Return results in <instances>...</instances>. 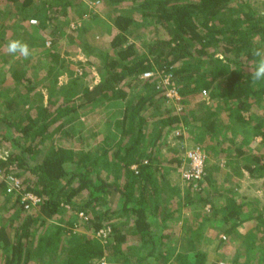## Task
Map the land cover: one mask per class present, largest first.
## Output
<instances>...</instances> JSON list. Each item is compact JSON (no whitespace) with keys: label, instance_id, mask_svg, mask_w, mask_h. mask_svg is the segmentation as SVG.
<instances>
[{"label":"trees","instance_id":"trees-1","mask_svg":"<svg viewBox=\"0 0 264 264\" xmlns=\"http://www.w3.org/2000/svg\"><path fill=\"white\" fill-rule=\"evenodd\" d=\"M99 5L103 10L110 9L106 22L108 47L98 50L84 45L86 59L78 62L83 65L78 74L58 51V41L67 30L86 32L89 20L100 25L94 8ZM5 10L7 18L0 23V34L4 23L13 20L18 26L15 31L26 28L40 45L49 41L42 56L49 59L47 66L55 72V79L58 73L66 72L69 81L62 85L63 95L58 99L53 98V88L47 87L46 102L38 93L40 103H36L27 92L34 85L25 76L22 81L27 90L21 92L20 102L25 105L32 99L35 104L22 107L21 115L12 117L11 109V113L0 117L7 132L14 129L13 120L17 123L15 134L10 138L1 136L12 144L10 151L0 156V171L20 178V190L40 198L39 203L25 209L20 193H7L0 176V211L10 198L12 204L7 209L17 211V215L2 217L4 222L0 216V264H28L31 255L38 263L46 255L55 264H90L101 258L110 264H145L140 251L145 247L156 251L165 235L153 237L150 222L162 201L168 200L157 179V162L169 133L183 127L193 131L199 126L203 136H213L218 131L227 133L229 127L232 131L244 130L251 137L259 136L264 143V80L253 81L250 77L256 60L250 50L264 48V12L255 1L0 0V13ZM11 13L16 17L9 18ZM31 19L36 22L31 23ZM30 39L25 37L24 41L29 43ZM94 57L99 59L98 64ZM208 62L212 66L207 70ZM95 64L96 82H79L78 76ZM148 70L171 74L179 94L178 111L165 96L160 83L162 73L140 77ZM12 72L0 77V84L14 85ZM202 90L208 91L205 99ZM0 94L2 101L10 98L4 90ZM75 99L81 102L75 105ZM77 107L90 114L97 108L100 114L101 119L93 122L101 126L96 132L101 138L95 145L85 142L81 130L74 133L66 129L65 119ZM254 107L259 114L257 120H251L249 112ZM149 135L154 141H145ZM227 146L234 150L233 157L240 155L242 149L234 142ZM201 150L210 152L211 147L204 145ZM173 160L178 166L180 159ZM239 165H244L249 177H264V150L252 154L249 164ZM206 171L205 165L204 175L197 182L199 190L203 180L211 182V172ZM192 185L187 182L185 186ZM177 189L175 193L179 194ZM199 190L193 200L187 197L183 203L198 209L208 204L212 220L218 219L221 210L219 221L226 225L223 232L227 236H233L237 225L254 227V222H264V206L261 212L239 217L241 206H236L233 197L217 207V198L203 188L206 194L202 196ZM184 196H189L188 192ZM178 197L173 194V203L179 201ZM195 219L192 214L190 228L194 232L202 225ZM105 226L110 227V233L103 243L94 234ZM77 228L78 236L73 234ZM189 231L186 229L184 238L190 237ZM129 253H135V259ZM204 259L205 253L198 250L182 261L204 263ZM173 262L182 264L179 257Z\"/></svg>","mask_w":264,"mask_h":264},{"label":"rangeland","instance_id":"rangeland-1","mask_svg":"<svg viewBox=\"0 0 264 264\" xmlns=\"http://www.w3.org/2000/svg\"><path fill=\"white\" fill-rule=\"evenodd\" d=\"M251 1H255L258 7L264 12V0ZM94 8L99 14L100 25H97L96 22L89 20L86 23V32H69L67 30V32H65L58 41V51L61 52L66 62L69 63V67L74 68V71L78 74L83 67V65L78 64V62L86 59V56L83 52L84 45L88 44L90 46H95L98 48V50H103L108 47L109 35L107 32L108 26L106 25V22H108L107 19H109L110 9L103 10L100 5L95 6ZM7 12L8 10H5L0 13V23L5 19ZM15 17L16 16L13 13H11L9 16V18ZM4 24L5 28L2 29V33L0 34V77H3L5 73L9 74L13 71V75L10 76V79L14 81V85L9 86V84H0V90H4L6 93L10 94V98L7 101L0 100V117L5 113H11V109L13 110L12 117H14L16 116V114H22V107L30 108L31 105L33 106V104H35L32 103V99L26 100L25 105L21 104L20 102L21 92H25L27 90L24 85L25 82L22 81L26 78L25 76L28 75L31 78V86L34 85L31 91L27 92L29 93V98H34L36 101L34 99L33 100L36 103H40V97L36 95L38 93H41L43 95L42 101L46 102L47 87L50 89L53 88V98L58 99L59 96H62L63 89L61 87L62 85L68 83L69 76L68 74H66V72H63L58 73L56 79L53 77L55 72L50 70L47 66L49 64V59L47 60L44 56H42V51L45 48H48L47 46L49 44V41H45L44 44L40 45V40L34 39V35H32L26 28H17L18 30L15 31L16 27H18L15 21L7 20ZM25 37L31 38V42H27L31 52L28 58L25 59L21 56H13L7 53L5 46L9 40L19 39L25 42ZM129 40L134 41L135 38L130 37ZM134 42L138 46V48L143 49V45L140 42L136 40ZM94 60H97L96 63L98 64L99 59L97 57H94ZM97 64L90 67L87 66L88 68L85 69L86 71H84L86 73L85 75L81 74L78 76V74H76V76L79 77V82L90 85L95 83L98 78ZM9 66H11L10 70L8 69ZM211 66L212 63L208 62L205 65V68L208 70L211 68ZM207 95L208 91H206V93L204 94L202 93V99L207 98ZM1 96L2 95L0 94V97ZM80 102L81 100L79 99H75L74 101L75 105H78ZM86 110L87 109L83 110V108H79L75 113L66 118V129L71 130L74 133H76L78 130H81V135L85 142L94 144L97 143L101 138L98 134V131L101 129L100 124L96 126L93 123L94 120L100 118V114L99 112H97V108H94L91 114ZM256 111L257 109L255 107L249 110L252 116L251 120L258 119L257 117L259 116V114H257ZM247 113H245V116L247 115ZM14 121L16 120L12 121L14 123V129L10 131L11 134L10 132H7L0 123V156L10 151L12 143L9 144L3 141V139H1V136L5 135L6 138H10L12 133H16L15 126H17V123ZM235 131L238 133L237 130ZM220 132L221 131H218L212 137L202 136L201 134L198 138H196L193 131H185L184 134L186 137L182 140H177L178 138L176 136L178 135V133L171 132L166 138L168 140V146H164L162 148L160 161L157 162L160 168L159 173L162 177V179H159V175L157 179L161 181V184H163L165 187H168L167 183L170 186L176 187H179V185H181L183 188L182 193L176 194L175 190H172L174 196H179L178 198L180 202H185V199H187V197L188 199L193 200V198H195V196L197 195L200 186L195 183L192 185V188H187L185 186L186 183L180 179V171L178 166L174 162L173 164H169V160L174 157H178V159H180L183 152L191 147L197 146L201 148L204 145L209 146L211 147V151L206 152L208 156L206 161L208 172L206 171V174L211 172V182L203 180L201 189L203 188L205 191H208V194L217 198L215 200L217 207L233 197L235 199V202H237L236 206H241L240 210L243 211V214L261 212V210L263 209L262 206H264V178L244 179L238 175L236 178L229 176L230 171L238 174L242 172V169H240L239 167L240 161L233 162L232 160H229L238 159V157H233L232 155V153H234V150H231L228 146L224 147L223 144H230L232 142L239 143L241 138H239V136L237 137V135H233V131H230L229 127L227 128V133L220 134ZM228 133L231 135V138L226 135ZM150 138H152V135L146 137L145 141H149ZM55 139L58 142L61 140L59 136H57V138ZM151 140L154 141V138H152ZM263 150L264 144H262L260 152ZM245 156L247 155H244L242 158V162L244 163L249 159ZM242 162L241 164H244ZM201 189L199 191L203 196L204 194H206V192L202 191ZM169 190L170 187L168 188V191ZM185 192H188L189 196L185 197ZM1 197L2 195H0V200ZM179 201H176V203H180ZM11 204L12 199L10 198L5 208L0 211L1 219L2 217H8L9 214H12L13 216L16 213L17 215L16 210H11V208L7 209V207ZM242 205L244 206V208L242 207ZM191 208L193 209V214L197 219L195 223H202L201 229L198 230V233H196L199 235L200 239L196 240V242H193L191 245L193 249L198 248L200 252L205 253V259L204 263H201L197 260H191L190 262H187V264H212V255L214 253L220 258V260L227 261L229 264H264L263 221L260 220L254 222V227H251L252 224H247L246 226H244V228H242V225H237L234 230L233 236L231 237L227 236L223 232V230L226 228V225L219 221V216L223 214L221 210L218 211V219L212 220L208 212V204L199 209L192 204ZM4 220L6 221V219L4 218L2 219V222H4ZM187 224L188 223H186V226ZM78 232L79 228L74 229L73 234H76L78 236ZM222 235L225 236V239L221 238ZM259 235L261 236L259 240L260 242L257 241ZM211 239L213 240L214 244L209 242L207 243V245L206 241ZM185 244L187 245V243ZM215 248L217 250L216 252L212 250ZM244 250L247 253L243 252ZM181 263L185 264L184 262Z\"/></svg>","mask_w":264,"mask_h":264},{"label":"crops","instance_id":"crops-1","mask_svg":"<svg viewBox=\"0 0 264 264\" xmlns=\"http://www.w3.org/2000/svg\"><path fill=\"white\" fill-rule=\"evenodd\" d=\"M215 78L219 79L218 77H215ZM201 129L199 126H196L193 128L194 136L196 138H198L202 134ZM185 131H189L188 128L183 127L181 129L173 130L172 132L178 133V135L176 136L178 138L177 140H182L186 137L184 134ZM232 134L237 135V137L239 136V138H241L239 143H235V144L236 146L241 148L242 151L240 152L238 159H234V160L229 159V160H232L233 162L240 161V164H241L243 156L247 155L245 157L249 159L246 160L245 163L249 164L250 156L254 153L255 154L260 153L262 144L264 143L261 141V138L259 136L251 137V135H248L249 134L248 132L245 133L244 130L243 131L241 130L238 133L236 131H233ZM226 135L231 138V135L229 133ZM223 145L224 147H227L228 144H223ZM164 146H168L167 139H166V143L164 144ZM173 161H174L173 158H171L169 161L170 163L169 162L168 163L173 164ZM242 166L241 165L239 166L240 169H242V172H240L242 174L240 173L235 174L230 171L229 176L236 178L238 175L244 179L255 178V177H249L248 173L242 168ZM251 167H253V165ZM261 178H264V177H261ZM261 178H257V179H261ZM160 179H162V177ZM161 186L163 187L164 185H161ZM167 186L168 187L164 186L165 192L163 195L168 200L162 201V203L160 204L161 206L160 209L158 211H155L154 212L155 214L153 213V218L150 222V228L155 232L153 234V237L155 236V237L160 238V236H163L162 235L163 233L165 235L163 236L162 242L160 246H158L156 251L150 252L149 247H145L140 251L139 254L142 256V258L145 259V264H169L171 261L173 262L174 259H176L177 257H179L181 259V262H183L182 261L183 258H190V257L192 258L193 255L196 253V251H198V248L193 249L191 245L193 242L195 243L196 240L200 239L199 235L196 234L198 233V231L194 232V230L190 228L193 225L192 223L193 209L190 207L191 205L185 204L180 201H179L180 203H173V200H172V196H173L172 190H176L178 188L177 190H179V192L182 193L183 188L181 185H179V187H176V186H170L168 183H167ZM169 187H170V190L168 191ZM176 201L178 200L176 199ZM190 208H191V211H190ZM166 210H168L171 213L168 212L169 214L168 213L165 214ZM242 215H243V211L238 210V216L240 217ZM195 221H197V219H195ZM186 223H188L187 226H186ZM188 228L190 229V231L187 235H190V237L187 236L186 238H184V233L186 232V229ZM242 228H244V225H242ZM259 239L260 238L258 237L257 238L258 242H260ZM211 240L206 241V244L209 242L214 244L213 240L212 241ZM128 242H130V240ZM185 243H187V245ZM124 247L126 248L127 244H125ZM212 250L215 252L217 251L216 248ZM133 251H135V249H133ZM243 252H246V251L244 250ZM135 253H129L132 259H135V256H134ZM212 256H213L214 261L220 259L218 256H216L215 253ZM43 260L44 261L42 263H38L37 257L34 255H31V259L28 264H55L54 261H51L46 255L43 257ZM172 262L171 264L176 263V262H173V263Z\"/></svg>","mask_w":264,"mask_h":264},{"label":"built area","instance_id":"built-area-1","mask_svg":"<svg viewBox=\"0 0 264 264\" xmlns=\"http://www.w3.org/2000/svg\"><path fill=\"white\" fill-rule=\"evenodd\" d=\"M97 2V1H96ZM95 2V3H96ZM91 5L94 4L92 1L90 2ZM31 23H35L36 21L34 19L30 20ZM72 27L74 25L72 24ZM162 72H156L154 70H148L141 73V78H149L151 76L159 75ZM163 87L165 88V96L166 98L174 103L175 109L178 111L180 109L179 104H177V101L179 100V94L176 89L175 83L171 80V74L170 73H162L161 76V82ZM202 93H206L205 90H202ZM207 154L201 150V148L194 146L191 147L183 152V154L180 157V163L178 165L179 168V174L180 179L183 182H193V184L197 183L199 180L202 179L204 172H205V165L207 161ZM133 168L136 167V165H132ZM0 176L6 183V192L11 193L13 191L20 193V203L23 205L25 209H28L37 203H39L40 198L34 194L33 192H22L20 190L21 188V180L18 177H15L13 175L7 174L2 175V172L0 171ZM79 216H83L82 213H79ZM110 233V227L105 226L101 229H99L95 234L94 237L97 238L101 242H106L107 238ZM221 238L225 239V236L222 235ZM90 264H110L107 260L104 258H101L99 260H94V262ZM216 264H229L227 261L219 260Z\"/></svg>","mask_w":264,"mask_h":264},{"label":"clouds","instance_id":"clouds-1","mask_svg":"<svg viewBox=\"0 0 264 264\" xmlns=\"http://www.w3.org/2000/svg\"><path fill=\"white\" fill-rule=\"evenodd\" d=\"M6 51L8 54L13 56H21L23 58H28L31 54L29 46L26 42L19 39L9 40L6 44ZM252 57H255V63L252 66V71L250 77L253 81L264 80V48L253 47L250 50Z\"/></svg>","mask_w":264,"mask_h":264}]
</instances>
